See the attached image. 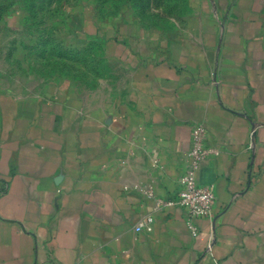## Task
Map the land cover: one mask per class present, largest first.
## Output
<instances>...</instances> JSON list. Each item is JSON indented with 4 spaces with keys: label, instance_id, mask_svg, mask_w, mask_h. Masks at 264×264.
Returning a JSON list of instances; mask_svg holds the SVG:
<instances>
[{
    "label": "crops",
    "instance_id": "crops-1",
    "mask_svg": "<svg viewBox=\"0 0 264 264\" xmlns=\"http://www.w3.org/2000/svg\"><path fill=\"white\" fill-rule=\"evenodd\" d=\"M117 23H78L89 80L0 85V264H264V0H194L168 35ZM195 124L220 153L193 234L143 191L176 196Z\"/></svg>",
    "mask_w": 264,
    "mask_h": 264
},
{
    "label": "rangeland",
    "instance_id": "rangeland-1",
    "mask_svg": "<svg viewBox=\"0 0 264 264\" xmlns=\"http://www.w3.org/2000/svg\"><path fill=\"white\" fill-rule=\"evenodd\" d=\"M193 5L194 0H0V85L19 87L45 76L89 80L76 73L82 60L72 40L79 22L85 30L92 21L102 26L97 32L90 27L101 38L114 21L134 36L168 35L188 19Z\"/></svg>",
    "mask_w": 264,
    "mask_h": 264
},
{
    "label": "built area",
    "instance_id": "built-area-1",
    "mask_svg": "<svg viewBox=\"0 0 264 264\" xmlns=\"http://www.w3.org/2000/svg\"><path fill=\"white\" fill-rule=\"evenodd\" d=\"M220 153V148L210 142L209 132L202 124H195L191 133V146L187 153L186 168L179 176V190L176 196L169 199H162L155 196L151 188H145L143 193L147 197L158 199L157 207L177 205L186 214L187 222L193 234L197 233L192 221L195 218L213 216V207L216 201L214 186L212 184L199 183L196 172L203 163L214 159ZM155 217L153 214H146L139 219L135 231L146 230L153 232Z\"/></svg>",
    "mask_w": 264,
    "mask_h": 264
}]
</instances>
